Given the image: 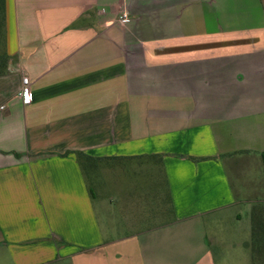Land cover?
Returning a JSON list of instances; mask_svg holds the SVG:
<instances>
[{"label":"crops","instance_id":"obj_1","mask_svg":"<svg viewBox=\"0 0 264 264\" xmlns=\"http://www.w3.org/2000/svg\"><path fill=\"white\" fill-rule=\"evenodd\" d=\"M0 16V264H251L253 203L240 224L223 161L263 169L264 0H2Z\"/></svg>","mask_w":264,"mask_h":264},{"label":"rangeland","instance_id":"obj_2","mask_svg":"<svg viewBox=\"0 0 264 264\" xmlns=\"http://www.w3.org/2000/svg\"><path fill=\"white\" fill-rule=\"evenodd\" d=\"M238 158H240V160H238ZM252 160L253 159L242 156L236 157L231 160L229 158H224L223 161L227 170L231 187L233 188L235 193L236 205L234 207V211L240 216L241 221H239V223L245 224L246 222V226L248 221V204L252 202L253 208L258 207L260 210H264V171L262 169V166H259V164L255 163ZM143 165L146 166V178L142 175H139V177L141 180L144 177V181H146L147 186H149L150 182H153L149 187L152 190V196L149 198L154 201L159 198L161 192H165V188H161L162 182L159 180V178H161V174L156 170L157 168H151L149 170L150 167L148 161H146ZM116 170L118 171V169ZM130 176L132 177L133 175ZM109 177L119 179L121 175L111 176L109 175V173H103V175H99V179L101 178L102 180H105ZM239 185H242L241 189L243 190L239 189ZM239 192L244 194H240ZM146 199L147 202L148 197H146ZM239 227L241 228V226ZM234 262L237 263L236 261Z\"/></svg>","mask_w":264,"mask_h":264},{"label":"trees","instance_id":"obj_3","mask_svg":"<svg viewBox=\"0 0 264 264\" xmlns=\"http://www.w3.org/2000/svg\"><path fill=\"white\" fill-rule=\"evenodd\" d=\"M2 13V0H0V14ZM264 157V155L262 156ZM197 160V159H192ZM264 171V158H263ZM251 242L247 244L250 252L251 264L264 262V210L258 207L251 209Z\"/></svg>","mask_w":264,"mask_h":264},{"label":"built area","instance_id":"obj_4","mask_svg":"<svg viewBox=\"0 0 264 264\" xmlns=\"http://www.w3.org/2000/svg\"><path fill=\"white\" fill-rule=\"evenodd\" d=\"M125 16L123 15V18ZM17 96L20 98L23 104H29L31 102V92L28 86V80L26 78L22 79V87L17 93Z\"/></svg>","mask_w":264,"mask_h":264}]
</instances>
